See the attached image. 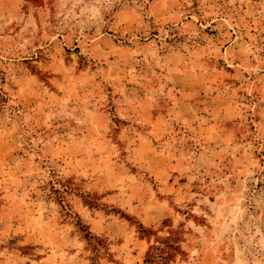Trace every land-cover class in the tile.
Segmentation results:
<instances>
[{
	"label": "rangeland",
	"instance_id": "rangeland-1",
	"mask_svg": "<svg viewBox=\"0 0 264 264\" xmlns=\"http://www.w3.org/2000/svg\"><path fill=\"white\" fill-rule=\"evenodd\" d=\"M0 264H264V0H0Z\"/></svg>",
	"mask_w": 264,
	"mask_h": 264
}]
</instances>
